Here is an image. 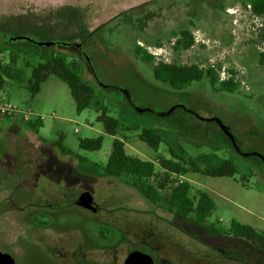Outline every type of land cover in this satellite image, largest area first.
Listing matches in <instances>:
<instances>
[{
	"label": "rangeland",
	"instance_id": "1",
	"mask_svg": "<svg viewBox=\"0 0 264 264\" xmlns=\"http://www.w3.org/2000/svg\"><path fill=\"white\" fill-rule=\"evenodd\" d=\"M180 30L194 36L190 49L176 47L174 33ZM72 42H83L82 55L69 60L76 59V69L91 62L98 81L93 82L96 99L82 112L56 76L35 97L29 91L33 68L64 52L59 44ZM138 44L157 52V61L213 67L221 80L233 77L240 88L214 92L204 79L186 91L172 90L137 59ZM5 46L4 64L12 53L18 58L2 71L6 84L0 100L18 111L11 119L0 116V251L14 256L16 264H48L46 259L121 264L132 250L166 264H235L232 258L264 264V255L254 249L226 234L214 237L163 203L153 204L125 180L105 175L115 139L125 142L129 155L152 162L160 155L170 158L171 147L196 157L202 167L235 158L234 177L190 173L181 180L193 199L201 190L214 200L209 225L224 232L237 221L264 234V19L253 16L244 0H0V48ZM101 108L119 120L116 137L97 120ZM214 116L232 137L210 120ZM27 119L42 125L32 128ZM151 126L166 139L159 151L139 138ZM98 137H103L101 150L80 147L81 140ZM59 143L72 155H64ZM85 190L103 208L98 215L86 216L72 205ZM50 203L58 209L60 227L90 230L98 242L113 247L96 250L90 235L46 227Z\"/></svg>",
	"mask_w": 264,
	"mask_h": 264
},
{
	"label": "trees",
	"instance_id": "2",
	"mask_svg": "<svg viewBox=\"0 0 264 264\" xmlns=\"http://www.w3.org/2000/svg\"><path fill=\"white\" fill-rule=\"evenodd\" d=\"M244 2L250 7L253 16L264 19V0H244ZM99 29L92 31L89 36L95 34ZM174 35L178 37L176 47L187 50L195 44L194 36L188 30H180L175 32ZM20 39H27L32 43H36L31 38L20 37ZM7 43L13 45L12 39H8ZM82 45L83 42L59 44L58 47L64 52L52 54L50 57L45 58L43 63L33 68V84L29 88L33 97L40 92L42 84L50 76H56L70 88L78 112L92 106L97 97V88L93 82L98 83L92 64L88 62L82 64L81 69H76L73 63L76 59L69 60L70 57L75 55H82L80 50ZM157 45L162 46L161 43ZM7 49L8 46L0 48V92L4 90L6 84L2 71L11 69L18 58L17 55L12 53L10 63L4 64L1 55ZM135 55L139 61L152 66L155 81L168 86L172 90L186 91L193 83L201 82L204 79L209 80L214 92L234 93L240 88V84L233 77L221 80L219 73L213 67L204 68L198 64L179 65L167 63L164 60L157 61L156 56L139 44L135 47ZM99 112L100 115L97 120L104 125L107 134L116 137L119 130V120L111 117L105 108L99 109ZM2 117L11 119L13 115ZM210 120L220 124L223 130L231 135L230 128L224 126L219 118L214 116ZM27 123L32 128L42 125L41 122L32 123L27 121ZM139 138L156 151H159L161 144L166 141L159 129L152 126L144 127ZM235 145L231 146L236 150ZM102 146L103 137L80 141V147L86 151H99ZM59 149L64 155H72L71 150L62 143H59ZM168 152L170 158L160 155L157 157V162L147 161L129 155L126 151L125 142L121 139H115L105 168V175L114 179L125 180L153 204L160 205L163 203L168 211L178 218L188 220L196 226L213 233L220 231L215 225L207 223L216 208L214 200L208 193L201 190L198 191L197 198L193 199L189 194L188 183L181 179L190 173H199L210 177H234L239 172L237 160L235 158H221L218 159L217 163H207L202 167L196 157L190 156L181 148L178 152L171 147ZM234 155L237 154L234 153ZM150 180H153L154 184H149L148 181ZM166 190H168V195L164 197L162 192ZM224 233L232 240L264 255V234L257 229L232 221L230 229L224 231Z\"/></svg>",
	"mask_w": 264,
	"mask_h": 264
},
{
	"label": "flooded vegetation",
	"instance_id": "3",
	"mask_svg": "<svg viewBox=\"0 0 264 264\" xmlns=\"http://www.w3.org/2000/svg\"><path fill=\"white\" fill-rule=\"evenodd\" d=\"M86 191H90V190H85L84 192H86ZM84 192H82V193H84ZM91 192V191H90ZM81 193V194H82ZM80 194V195H81ZM80 197V196H79ZM79 197L76 199V200H74L73 202H72V205L73 206H75L77 209H79V210H81V212H83V214H89V215H86V216H91L90 214H92V215H98L99 214V211L101 210V209H103L101 206H99V204L98 203H96V201L94 200V202H93V204L90 206V207H83V206H81L80 204H79ZM48 208L46 207V215H48L49 216V221H46V223H42V224H46V227H48V228H51V229H53V230H55V231H59V232H63V231H78L79 233H84V234H86V235H90L91 236V238H92V240H90V247L91 248H96V250H98V249H102V250H104V249H106V250H108V249H111L112 247H113V244H102V243H100V242H98L96 239H95V237H94V234H92V232L90 231V230H87V231H82V230H78L77 228H73V227H70V226H64V227H60L61 225L59 224V223H57V215L59 214V212H58V209H57V207H56V205L55 204H52V203H50V204H48ZM82 219H84V218H82ZM51 221H54V223H52ZM88 221V220H87ZM105 227H107V226H109V225H107V224H105L104 225ZM111 227V226H110ZM108 228V227H107ZM111 229H114L113 227H111ZM115 230V229H114ZM208 231V230H207ZM210 232V231H209ZM211 234H214V237H215V235H218V236H224L226 233H224V232H221V231H218V232H210ZM99 236H100V238L101 239H105L106 237H105V234H103L101 231H99ZM226 237L227 238H230L227 234H226ZM232 240V239H231ZM94 241V242H93ZM94 243V244H93ZM93 246H95V247H93ZM100 247V248H99ZM133 251H138V250H132L131 252H133ZM0 252H3V251H0ZM131 252H129L128 253V255L126 256V258L123 260V262L121 263V264H125V261H126V259H127V257L129 256V254L131 253ZM3 253H7V252H3ZM9 254V253H8ZM11 255V254H10ZM151 255V254H150ZM230 256H232V254H229ZM152 256V258H153V264H166L165 263V261L164 260H157L153 255H151ZM13 258H14V256H12ZM15 259V258H14ZM231 261H234V263L235 264H238L237 263V259L236 258H232V260ZM241 262V261H240ZM15 263H16V261H15ZM46 263H48V264H51L50 263V261H48V259H46ZM104 264H116V262L115 261H108V262H106V263H104ZM247 264H250V263H248L247 262Z\"/></svg>",
	"mask_w": 264,
	"mask_h": 264
},
{
	"label": "water",
	"instance_id": "4",
	"mask_svg": "<svg viewBox=\"0 0 264 264\" xmlns=\"http://www.w3.org/2000/svg\"><path fill=\"white\" fill-rule=\"evenodd\" d=\"M94 202L91 192L86 191L79 197V204L83 207H90ZM153 258L141 251H133L127 257L125 264H153ZM0 264H16L15 259L8 253L0 252Z\"/></svg>",
	"mask_w": 264,
	"mask_h": 264
},
{
	"label": "built area",
	"instance_id": "5",
	"mask_svg": "<svg viewBox=\"0 0 264 264\" xmlns=\"http://www.w3.org/2000/svg\"><path fill=\"white\" fill-rule=\"evenodd\" d=\"M155 51H158L159 53H161L162 48L159 49H155ZM151 54H153L154 56H157V52H150ZM18 111L17 107L11 105L10 103H4L3 101L0 100V116H4V115H13L16 114V112ZM29 119H27L28 121Z\"/></svg>",
	"mask_w": 264,
	"mask_h": 264
}]
</instances>
